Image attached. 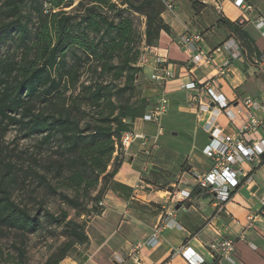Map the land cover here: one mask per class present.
Here are the masks:
<instances>
[{
  "label": "trees",
  "instance_id": "16d2710c",
  "mask_svg": "<svg viewBox=\"0 0 264 264\" xmlns=\"http://www.w3.org/2000/svg\"><path fill=\"white\" fill-rule=\"evenodd\" d=\"M190 2L196 12L199 2ZM164 13L170 12L163 0H0V44L13 32L20 49L16 59L0 58V131L14 126L40 146L55 145L59 158L48 162L55 184L46 176L41 184L72 209L99 215L108 182L118 184L113 181L120 167L116 145L133 130V96L124 101L123 94L135 90L145 49L156 46L161 33H170ZM136 15L145 19L143 31L135 25ZM69 50L78 52L70 66L64 59ZM83 64L93 75L81 86L85 112H80V92L73 96L71 89ZM121 80L119 87L115 82ZM10 167L0 156V227L35 233L41 212L32 214L11 199ZM44 217L63 223L66 232L59 254L46 264H59L74 246L88 242L84 224L67 220V213L54 217L45 211Z\"/></svg>",
  "mask_w": 264,
  "mask_h": 264
},
{
  "label": "crops",
  "instance_id": "0c3cea01",
  "mask_svg": "<svg viewBox=\"0 0 264 264\" xmlns=\"http://www.w3.org/2000/svg\"><path fill=\"white\" fill-rule=\"evenodd\" d=\"M197 1L200 4H196L197 11L195 12L190 0H176L172 13L174 18L169 13H164V19L169 24L171 33H161L157 45L153 48L155 50H146L144 54L145 57L152 54L167 57L168 62L173 65L174 73L173 78L164 83L151 81L153 87L155 86L162 96H147L148 100L161 102V99L164 98L166 100L165 107L170 111L169 113L192 117L194 126L191 136L193 139L199 140V145L197 142V146L192 144L191 149L181 157L183 166L185 163L189 166L188 171L181 174L182 181L171 183L178 189L190 192L188 199L169 207L173 208L172 215L179 228H161L165 212H163V217L160 214L147 213L150 211L148 206L150 202L167 204L169 202L168 192L137 193V201H140L145 207L146 213L137 217L135 215L138 214L130 210L125 220L132 219V222L124 220V225L120 227L125 228L129 223L134 241L130 242L126 238L127 236L125 237L122 233L120 236L115 233L114 238L118 239L116 243L122 247V250L113 251L112 259L103 260L102 264H188L182 252L195 254L198 258L204 259L205 264H264V206L261 204L264 199V165L252 173L253 182L241 185L234 192L231 200L221 208L214 205L212 197L207 192L195 187L190 176L191 172H207L212 166V161L202 154V148L207 144L209 136L202 130V123L196 119L195 109L189 106V98L193 92L184 90L182 86L192 77L202 85L214 78L216 73L213 66L191 67V53L180 40L181 35L186 32L201 33L202 42L199 45L204 51L210 52L225 40L234 39L240 57L231 61L230 76L215 82L216 90L218 94L224 96L227 103L233 106L245 97L257 99L264 104V75L252 65V59L264 50V38L260 36L259 32H256L254 27L255 19L258 16H264V0H244L254 9L251 14L245 15L246 19L244 14L233 5L232 0H223L219 4L220 9H217L214 0ZM166 16L171 17L172 20H168ZM252 31H255V34H252ZM227 57L228 55L223 53L216 58V62L219 64L223 58ZM142 68V75H148L146 77L150 80L151 63ZM159 83H161V90L157 87ZM258 84L262 85L257 86ZM156 88V93H158ZM201 96L202 100H209L207 94ZM257 115L261 116V113H257ZM247 121L248 113L244 110L234 123L220 117L218 124L224 134L235 136L238 129ZM154 124L142 122L139 119L134 122L133 130L151 136L155 133L153 132ZM262 139H264V124L259 130L244 135L246 143ZM147 144L149 145V143ZM140 145L139 141L133 144L128 162L120 165L114 176V181L118 184L122 183L133 188L136 182L135 174L138 172L132 167L138 156L137 151ZM192 149L205 161L201 162L200 157L195 156L194 152L192 153ZM243 167L247 171L252 169L249 163H245ZM243 189L250 192V195L243 193ZM109 197L112 199H108ZM103 205L107 215H111L115 220L118 219L114 222H107L110 230L113 229L115 232V228L119 226V222L128 208V202L107 194ZM154 226L156 228L153 231ZM158 228H161L157 235L158 244L153 248L142 246L134 252V247L146 242ZM220 240L233 241L234 250L228 255L231 261H228L220 253L210 250L211 243ZM135 259H138L139 262L137 263ZM91 262V264H95L94 260Z\"/></svg>",
  "mask_w": 264,
  "mask_h": 264
},
{
  "label": "rangeland",
  "instance_id": "374dc122",
  "mask_svg": "<svg viewBox=\"0 0 264 264\" xmlns=\"http://www.w3.org/2000/svg\"><path fill=\"white\" fill-rule=\"evenodd\" d=\"M75 5L76 2L64 10L70 11ZM169 14L171 16L173 15L172 13ZM172 17L174 18V16ZM166 18L172 20L169 16H166ZM144 21V17L136 15L135 25H137L141 31L144 29ZM256 32L258 31L256 30ZM251 33L255 34V31ZM19 52L20 49L17 47L16 36L12 32L1 41L0 58H6V56H8L16 59ZM71 52L72 50L66 52L64 57L68 66L73 65V55H78V52L75 54ZM88 65L89 64H83L81 68H78L81 77L75 89H71L73 96L80 92L79 96L81 97L79 100H81L83 104L80 112H85L84 94L82 95L83 91L81 90V86L82 84L88 85L91 79L90 76L93 75V71L88 70ZM138 66H140L139 63ZM142 73L143 72L138 74L134 82L135 90H128L123 94L124 101L130 94L133 96L131 100L133 103L132 110L129 118L133 120V128L134 122L139 120L134 119L135 117H140L145 113H151L161 104L155 100H148L147 96L162 95L159 94L158 89L154 86L158 91V93H156L151 83L153 80H151V78L150 80L147 79L146 76L148 75L144 76ZM105 80L108 81L109 79ZM115 84L120 87L123 85V81H117ZM160 85L161 83H159V85L157 84L159 90H161ZM261 85L258 84L257 86ZM69 94L70 92H67L66 96ZM169 112L170 111L166 109V112L161 115L159 121L154 124L155 127L153 132L155 133L151 135H156L158 128H162V134L158 135L155 144L149 140V145H140L139 149L137 148L138 156L132 168L136 169L138 174H135L136 182L133 188L122 183L114 185L113 182H108L107 190L100 202L103 208L99 215H95L94 212L90 210V208L93 207V202L90 200H88L86 205L90 213H87V211L83 213L81 212L82 208L76 210L68 207L58 195L51 194L44 184H41V176H46L48 184H55L53 173L49 170L48 165V162L51 160L59 158L57 154L58 151L55 150V145L40 146L37 143V139L25 138L22 132L18 131L14 126L8 127L6 131H0V156L5 163L11 166L10 173L6 175L11 190V199L20 207L29 209L32 214L41 212L39 217L41 227L35 233L23 234L13 229L0 227V264H46L51 258L53 259L56 254H59V250L66 242L64 224L52 223L46 219L44 217L45 211H49L54 217L60 216L62 212L67 213V220H74L77 223L84 224V230L88 236V242L85 245L74 246L59 264H91L92 260H94L95 264H102L104 263L103 260H111L114 254L113 251L122 250V247L116 243L118 239L115 240V233L117 236H120V233H122L125 237L127 236L126 238L130 242H133L134 237L131 233L132 228L128 225L129 223L126 224L127 226L125 228L120 227L124 225L123 222L128 217L130 210L135 211L136 214H138L135 215L137 217L145 212V207L140 201H137L136 194L146 191L152 193L158 191L169 193L174 191L176 187L171 185V183L182 181L181 174L187 172L189 167L187 163L183 166L184 163L181 160L182 155H184L187 150L191 149L192 144L197 146V142L199 145V140L193 139L191 136L194 119L188 116H178ZM153 145H155L154 148ZM131 149L132 148L126 152L116 150L118 151L120 165L124 162H128ZM146 149L149 150L147 153ZM193 152L194 150L192 149V153ZM116 154L117 152L114 156ZM194 155L199 156L197 152H194ZM199 157L201 162L205 161L203 157ZM110 169L111 166L108 167V170ZM1 170L2 173L6 172V169L1 168ZM183 181L185 180L183 179ZM95 193L96 192L93 191L92 196H94ZM243 193L250 195V192L245 189H243ZM107 194L128 202V208L126 212H124L119 226L115 228V232L113 229L110 230L107 222H114L118 219L115 220L111 215H107L104 212L103 202ZM108 199L111 200L112 197ZM148 206L150 211L147 213L151 215L160 214L163 217V212H165L166 208L173 207V204L170 203V201L163 205L150 202ZM163 206L165 209L161 208ZM78 212H81V214H78ZM125 221L131 223L132 219ZM134 223L136 224V222ZM155 228L154 226L153 231Z\"/></svg>",
  "mask_w": 264,
  "mask_h": 264
},
{
  "label": "built area",
  "instance_id": "2783aa9c",
  "mask_svg": "<svg viewBox=\"0 0 264 264\" xmlns=\"http://www.w3.org/2000/svg\"><path fill=\"white\" fill-rule=\"evenodd\" d=\"M163 1L167 10L173 13L175 0ZM214 1L217 9H220L221 6L219 4L223 0ZM232 3L244 14L245 19V15L254 11L253 7L244 0H232ZM254 27L260 36L264 38V16H258L255 19ZM180 40L191 53V67L213 66L216 73L214 78L202 85L192 77L182 87L184 90L193 92L189 98V106L195 109L196 119L202 123V130L209 136L207 144L202 148V154L212 161V166L207 172H191L190 176L195 183V187L207 192L212 197L214 205L217 208H221V206L231 200L232 195L241 185L251 184L254 170L264 165V139L251 143L244 141L245 134L253 133L263 127L264 104L257 99L245 97L233 106L227 103L224 96L218 94L216 90L215 82L228 78L232 70L231 61L240 57V52L234 39L225 40L210 52H206L200 47L199 44L202 42L200 33L186 32L181 35ZM153 48H146L145 51ZM223 53H226L228 57L223 58L218 64L216 58ZM149 63L152 65L151 80L164 83L173 78V65L168 62L167 57L158 54H152L149 57L143 55L139 61L141 67ZM252 65L264 75V50L252 59ZM203 94H207L208 101L201 99ZM160 103L154 111L144 114L140 120L142 122L157 123L161 115L166 112V100L162 98ZM244 110L248 113V121L238 129L235 136L224 134L218 124L219 118L224 117L228 122L234 123ZM257 113H261V116H258ZM160 134H162V128H158L157 134L151 136L137 133L134 130L125 132L121 135L119 144L116 145V150L126 152L137 141L140 142L141 146H146L149 140L155 144ZM154 147L155 145H153ZM148 151L146 149V153ZM245 163H249L252 169L247 171L243 167ZM168 194L169 201L173 206L190 197V192L178 188ZM261 204L264 206V199ZM169 209L166 208L165 210V218L162 221L161 228H179L172 215L173 208ZM161 228L156 229L146 242L136 245L134 252L142 246L155 247L158 244L157 235ZM210 250L220 253L228 261H231L228 255L234 250L233 241H215L211 243ZM182 255H184L188 264H205V260L198 258L195 254L182 252ZM135 261L139 262L138 259H135Z\"/></svg>",
  "mask_w": 264,
  "mask_h": 264
}]
</instances>
